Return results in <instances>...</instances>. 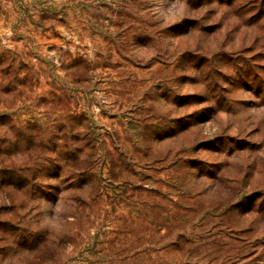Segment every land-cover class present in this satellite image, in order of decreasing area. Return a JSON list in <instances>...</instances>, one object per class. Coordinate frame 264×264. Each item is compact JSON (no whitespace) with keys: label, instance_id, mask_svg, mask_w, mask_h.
<instances>
[{"label":"rangeland","instance_id":"1","mask_svg":"<svg viewBox=\"0 0 264 264\" xmlns=\"http://www.w3.org/2000/svg\"><path fill=\"white\" fill-rule=\"evenodd\" d=\"M0 264H264V0H0Z\"/></svg>","mask_w":264,"mask_h":264}]
</instances>
